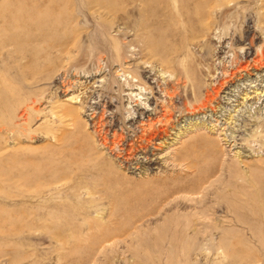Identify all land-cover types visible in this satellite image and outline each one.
<instances>
[{
    "label": "rangeland",
    "instance_id": "obj_1",
    "mask_svg": "<svg viewBox=\"0 0 264 264\" xmlns=\"http://www.w3.org/2000/svg\"><path fill=\"white\" fill-rule=\"evenodd\" d=\"M92 1L0 0V264H264V0ZM147 6L183 30L165 46L170 57L112 60L115 44L131 56L161 24L135 34ZM188 64L178 84L175 66ZM139 66L150 87L131 89ZM171 83L192 88L200 110L171 100ZM167 103V133L137 140ZM102 115L98 132L124 134L135 153L105 146ZM191 125L213 141L197 155L229 173L204 168L197 179L212 185L175 191L180 170L168 159ZM82 143L114 161L126 193L84 194Z\"/></svg>",
    "mask_w": 264,
    "mask_h": 264
},
{
    "label": "bare ground",
    "instance_id": "obj_2",
    "mask_svg": "<svg viewBox=\"0 0 264 264\" xmlns=\"http://www.w3.org/2000/svg\"><path fill=\"white\" fill-rule=\"evenodd\" d=\"M99 1L100 0H93L92 3H98ZM126 1H128V0H126ZM146 1H149V0H146ZM149 7H151V6H149ZM154 10H155V12L159 11V13H157V15L153 14L154 11L152 13L147 6V8L144 10L147 13V20H144V23H142L141 25L139 24L140 27L138 26L135 28L136 29L135 34H137V32H140V31H148V29H150L151 26H156L155 24L161 20L160 21L161 24H157L158 25L156 28L157 30L153 31V32L152 31L149 32L150 37H149L148 42L143 44V46L139 48V51L137 53H132L131 56H129V54L125 55L124 50L123 49L121 50L117 46V44H115L114 48H110L111 51L109 53V57L112 60H115L116 62L117 61L120 62V60L121 61L133 60L134 56H138L139 58H145L146 56H149V55L153 56L154 55V56L160 57L162 62H164L166 58L170 57L171 54L170 53L167 54L168 47H166L167 48L166 49L165 46H167L169 44L168 41L170 38L175 39V38L179 37L180 33L183 30L178 31V28H176V26L173 24L174 22L173 23L171 22L172 21V14L171 13H169L168 11L163 10V9H160V10L154 9ZM186 15L184 14V16H186ZM187 17H186V21L189 18V17L188 18ZM165 19H167V20H165ZM164 21H166L167 23H164ZM137 24H138V22H137ZM131 26H132V24H131ZM188 28H189V26H188ZM101 29H102V27L99 29V31ZM101 31H103V30H101ZM96 32L97 31H95V33ZM92 35H94V34H92ZM103 36H104V34H103ZM88 37L91 38V35H89ZM105 37H106V35H105ZM98 38H99L98 36L95 37L94 42H95V45L97 46V49L99 52L103 51L104 49H106L110 46L109 43H111V41L109 40V38H100V39H98ZM177 43H178V41H177ZM179 52H180L179 49L175 50V51H173V55L175 54L176 56H178ZM80 53H83V52H80ZM136 59H138V58H136ZM126 62H128V61H126ZM168 63L170 65L175 64L174 62L172 63L169 61H168ZM175 69H176L175 74L177 75L176 78H177L178 84L182 83V82L184 83L187 79H189V75H190L189 71L191 70L190 64H188L186 66H178V67L176 65ZM148 73L149 72L143 66L137 67V69L133 71V76L138 78V80L137 81L131 80L128 83V86L131 89H133V86L135 87V85L136 86H140V85L147 86L148 85L150 87L151 77H149V78L147 77ZM218 82H219V80H218ZM222 82H224V81H222ZM217 84H219V83H217ZM121 88H123V87H121ZM164 90L167 92V95L171 98V100L173 99V94L178 95V97H180L183 100V107L185 108L184 111L195 113L196 111L200 110V108H201L200 106L195 105L194 103L191 102V99H193L192 96H193V92H194L192 90V88L187 89L185 91V93L183 94V93H180V92H182L181 90H180V92L178 91L179 88H177V86H175L174 83H171L170 85H167ZM196 93H198V92H196ZM139 100L136 99L135 97L134 98L131 97L130 101H132V103L136 102L137 108L139 107V108H141V110H146V108L141 107V104L138 102ZM186 101H189V102L186 103ZM168 103L166 105H163L162 110L155 114V118L150 117L147 122L142 123L143 125L141 127V135L137 136V140L138 139L141 140L143 135L151 138L152 135L158 136L159 133H165V132L167 133L168 128L165 130L164 127H167V125L170 123V121L172 119V116L174 117L173 112L175 110L174 109L175 106L172 104L173 102L170 104H168ZM108 105H111V102H108ZM67 111H68L69 115L75 114L78 112V110H76L75 107H70ZM79 116H82L81 112H79ZM99 118L100 119L98 120V123H97V132L100 128H102V126H105V122H104L105 120H103V115H102V117H99ZM158 124H160L159 127H155V125H158ZM79 126H80V133H81L82 129H84L86 126H84V123H82L81 121H79ZM199 127H201V126L200 125H191V127H189L186 131L183 132V134H184V133L190 131V135L187 138V141H185L184 144L179 149L176 150V152L173 155L174 156L173 158L171 157L168 159L170 161L169 163H171V165H173V167L175 166L177 169L179 168L178 170H180V172H178L179 174H177V176L176 175L174 176L175 178H178V180H173L174 183H172V185L169 187L175 191H182V192H185L187 190L188 191H192V190L196 191V190H200L201 188H208L207 186L212 185L206 179H204V180H198L197 179L198 173L201 172V169L207 168V169L211 170L210 176H214L215 174H217V172L219 170H220V172L223 171L225 174L229 173V170H227L224 165H219L218 163L207 165V163L204 161V158L201 155L200 156L197 155L196 148L199 147L200 145H202L204 141H208L211 143L213 142L210 140V138H208L207 133H205L204 131H201L203 128L199 131L193 130L194 128L197 129ZM215 129H217V128H215ZM215 129L213 128L212 130H215ZM106 131H104V133L103 132L102 133L98 132V133L100 134L102 141H104L105 146L109 145V149H111L112 151H114V149L112 148L113 145H115L117 147H121V151L119 152V154L117 156L121 155L123 152H126V155L127 154L132 155L133 153H135V150L137 149L135 147V144L129 143L128 144L129 149L125 148L127 145L125 146V144H122L124 142L125 143L127 142L124 134H122V133L118 134L115 132L114 133V139L112 141H108L106 139L105 133H108L109 131H107V132ZM183 134H180V135L182 136ZM145 141L149 142V140L147 138L145 139ZM214 144H215V142H214ZM94 145L92 144L91 146H89L88 143L84 144V145L82 143V145H81L84 194L85 193L87 195L88 194H90V195L104 194V193L118 194L120 192L124 193L125 191H127L128 190L127 185H126L127 181L125 182L122 174L117 171V169H116L117 166L115 165L114 161H112L111 158H108L104 153H102L100 150H98L97 147H95ZM239 157H240V155H239ZM223 176H224V174H223ZM219 177L217 179H219ZM225 177H226V175H225ZM214 183H215V181H214ZM224 183L222 186H224ZM209 189H212V188H209ZM213 191H215V190H213ZM213 191H211V192H213ZM193 232H195V231H193Z\"/></svg>",
    "mask_w": 264,
    "mask_h": 264
}]
</instances>
